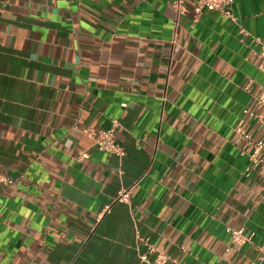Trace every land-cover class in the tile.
<instances>
[{
    "label": "crops",
    "instance_id": "1",
    "mask_svg": "<svg viewBox=\"0 0 264 264\" xmlns=\"http://www.w3.org/2000/svg\"><path fill=\"white\" fill-rule=\"evenodd\" d=\"M174 1L0 0V264H146L139 235L185 264L262 259L264 168L234 127L264 135L240 32L264 40V0L237 22ZM115 120L123 158L75 128ZM229 227L253 242L227 251Z\"/></svg>",
    "mask_w": 264,
    "mask_h": 264
},
{
    "label": "built area",
    "instance_id": "2",
    "mask_svg": "<svg viewBox=\"0 0 264 264\" xmlns=\"http://www.w3.org/2000/svg\"><path fill=\"white\" fill-rule=\"evenodd\" d=\"M235 0H175L173 3L174 9L178 15L193 12L195 19H199L205 11L217 10L224 16L237 22V17L232 12V7ZM243 37H250V51L253 56L257 58V67L264 72V40L258 35H254L244 28L240 29ZM244 89L252 95V100L249 105L243 109V115L250 120H253L257 124L259 130L264 129V84L259 85V90L254 91V80L249 79ZM119 122L114 121V124L110 128H93L89 126L79 127L75 125L76 129L81 130L84 134L89 135L99 149L102 151L116 155L119 158H123L126 155V150L119 143L116 135ZM234 130L238 135L245 140L252 150L249 154V163L245 168L246 174H251L258 167L264 168V135L260 138H255L254 135L245 129L241 123L234 127ZM81 156H87V152H82ZM14 183V179L0 172V185H10ZM131 188H122L115 201L128 203L130 200ZM110 205L106 206L109 209ZM231 233V240L227 246V251L233 250L234 247L243 245L245 243H252L254 233L247 234L245 228H228ZM140 241L146 247V250L140 253L141 263L146 264H169L170 261L175 264H185L178 262L170 255H168L163 249L156 247L149 238L138 236ZM263 257L258 262H251V264H260L264 259V245L262 247Z\"/></svg>",
    "mask_w": 264,
    "mask_h": 264
},
{
    "label": "water",
    "instance_id": "3",
    "mask_svg": "<svg viewBox=\"0 0 264 264\" xmlns=\"http://www.w3.org/2000/svg\"><path fill=\"white\" fill-rule=\"evenodd\" d=\"M260 264H264V259L260 262Z\"/></svg>",
    "mask_w": 264,
    "mask_h": 264
}]
</instances>
